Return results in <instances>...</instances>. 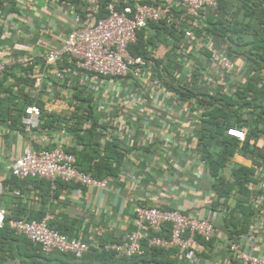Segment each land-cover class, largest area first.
I'll return each instance as SVG.
<instances>
[{
	"label": "crops",
	"instance_id": "obj_1",
	"mask_svg": "<svg viewBox=\"0 0 264 264\" xmlns=\"http://www.w3.org/2000/svg\"><path fill=\"white\" fill-rule=\"evenodd\" d=\"M110 3L118 6L150 3L171 7L168 17L157 24V28L144 30L143 40L149 56L156 60L165 61L169 56L178 58V79L196 95L228 91L234 85L245 84L250 76L243 52L264 27V0H224L219 3L220 24L217 23L214 28L221 36H203L217 48L225 49L235 63L232 71L222 75L212 67L204 52H190L181 34L187 28H209L208 10L192 13L177 0H111ZM77 11L70 0H0V61L9 64L0 76V183L3 184L0 207L6 210L8 217H49L52 228L94 247L120 242L126 233L135 230L136 204L177 209L184 215L197 218H208L211 212H216L217 236L208 243L195 239L192 244V250L205 264H238L232 261L227 240L242 243L243 250L250 254L264 256V157L256 158L257 164L253 165L252 154L248 153L252 160L234 154L221 169V176L230 182L231 171L237 167L252 168V173L243 190L230 192L226 198H217L213 189L216 178L202 159L203 148L199 138L205 134L201 131L204 117L197 113L194 97L179 102L181 105L187 103L191 108L189 113H180L181 105L176 104L168 111L167 121L172 135L171 146L166 152L161 151L158 135L146 147L133 142L124 149L122 145L103 139L101 133L97 136L99 155L103 156V149H106L104 158L108 157L103 159V168L111 171L108 174L102 172L104 176L101 178L107 179L104 190L62 181H56L54 185L38 180L10 183V166L25 148L37 150L62 145L75 155L76 164L77 157L81 156L79 153L91 152L67 126L70 117L64 111L59 112V107L55 105V96L62 94L65 87L59 85L53 66L45 65L43 59V53L48 48L58 47L66 37ZM225 27H233L234 30L226 32ZM172 31L175 36L181 35L179 41L171 36ZM261 36L264 40V35ZM231 42L237 43L241 50L238 48L235 53H229ZM22 56H32L33 64L19 66L13 63ZM184 65L193 69L191 78L186 76L187 67ZM59 68L71 81L69 86L76 90V79L70 75L66 57ZM258 73L264 83V69ZM36 74L41 76L36 77ZM204 77L206 80H203ZM188 79L190 82H187ZM258 102L264 103V91L256 98ZM28 105H38L44 114L53 116L55 122L44 126L41 120L37 128L26 132L20 118ZM83 124L84 120L79 125L81 131L87 130ZM77 133L82 134L80 131ZM254 149L264 155V135L256 141ZM208 150L220 152L218 146ZM115 158L119 163H115ZM97 161V157L90 162L83 159L81 162L80 159L82 165L77 167L80 170L89 166L93 168ZM227 217L233 222L240 220L241 227L231 232L232 228L227 227L228 220H225ZM229 233H232L231 238ZM15 237H11L12 246L22 254H28L25 240L21 242V236ZM8 245L5 242L4 246ZM49 259L50 262L44 258L40 261L42 264L56 263ZM1 264H19V261L5 256Z\"/></svg>",
	"mask_w": 264,
	"mask_h": 264
},
{
	"label": "built area",
	"instance_id": "obj_2",
	"mask_svg": "<svg viewBox=\"0 0 264 264\" xmlns=\"http://www.w3.org/2000/svg\"><path fill=\"white\" fill-rule=\"evenodd\" d=\"M78 1L81 7L74 13L73 24L66 37L58 47L48 48L43 53L45 65L53 66L55 78L60 81L59 85L65 87V91L54 98L59 112L64 111L70 117L87 103L89 112L83 113L84 129L92 130L97 135L101 133L103 139L122 145L123 149L133 142L146 147L158 135L161 151L166 152L171 146L172 135L167 121L168 111L174 104L181 105L179 102L182 100L164 85L169 80V75L162 72L163 65H156L157 60L152 56L144 58L131 55L128 46L136 42L137 34L149 23L158 24L166 19L171 7L127 3L117 9L115 3H109L106 15L98 17L99 0ZM177 1L190 12L197 13L216 10L219 0ZM182 36L184 44L189 45L190 52H204L212 67L220 71L221 75L234 69L235 63L227 51L205 40V36L198 35L192 28L183 29ZM65 57L69 63L70 75L76 79V90L70 87L71 81L64 77L59 68ZM33 61L32 56H22L13 63L31 66ZM8 65L0 61V76ZM184 67H187L186 76L191 78L193 69L190 65ZM178 74V71H172L171 78L179 82ZM199 98L195 97L193 100L201 117L204 106L197 103ZM186 104L180 106V113H189L191 108ZM42 114L38 105L26 106L20 118L23 129L31 132L37 128ZM226 134L238 141L245 138V132L238 128H229ZM10 175L19 180H42L50 185L62 181L81 187L107 188V179L96 178L80 170L75 155L66 151L62 145L37 150L23 149L12 162ZM2 186L0 183V193ZM216 216V212H211L208 218H197L184 215L177 209L136 204L135 230L126 233L120 242H110L95 248L126 258L141 256L145 249L155 248L173 252V257L182 264H205L192 250V244L197 237L208 243L217 236ZM5 223L14 235L38 245L44 254H66L79 260L90 250L89 245L82 240L67 237L50 227L49 217L39 220L8 218L6 210L0 207V228ZM165 225L169 226L167 237L161 235ZM227 248L232 261L238 264H264V256L248 253L243 250L242 243L227 240Z\"/></svg>",
	"mask_w": 264,
	"mask_h": 264
},
{
	"label": "trees",
	"instance_id": "obj_3",
	"mask_svg": "<svg viewBox=\"0 0 264 264\" xmlns=\"http://www.w3.org/2000/svg\"><path fill=\"white\" fill-rule=\"evenodd\" d=\"M74 3L78 10H80V2L78 0H70ZM224 0L218 1V7L216 10H208V18L207 25L210 27L203 28H195V33L198 35H212V36H221L217 33L216 27L219 22L220 9L219 3ZM111 2V0H99L100 10L98 13V17H104L106 15V7ZM117 9L121 8V5H117ZM218 20V21H217ZM161 23V22H160ZM158 23V24H160ZM213 26V27H211ZM153 27L157 28V24L149 23L146 28ZM145 28V29H146ZM145 29H142L137 34V40L134 44H130L128 46V51L131 55L148 57L149 52L147 51V44L143 40V32ZM234 30L233 27L227 28L225 27L226 32H232ZM257 31H255V34ZM259 33V34H258ZM255 41L250 43V46L244 50V54L247 57V67L249 69L250 76H248L245 84L243 85H234L230 90H222L217 92L215 95H196L195 92H192L187 85L183 84L181 81L175 80L171 78L172 71H179L180 65L176 62L178 58H173L169 56L167 60H157L155 61L156 65H163L162 72L167 73L169 76V80L164 82V85L168 90H171L175 95L178 96L179 99L185 100L191 97H200L197 103L199 105L204 106V110L201 114L202 120V130L205 134L201 135L199 138L200 146H202V159L209 166L210 173L216 178V183L213 185V189L217 195V198H226L229 196L230 192L235 190L241 191L245 187L246 182L248 181L249 175L252 173V168L246 167H237L236 169L231 171V181L225 180L220 171L225 167L226 162L230 160V158L234 154H239L247 159H251L248 153L251 156H254L252 160V164L256 165V158H263V153H260L258 150L254 149V145L260 136L264 135V103L258 102L256 103V98L258 95L264 91V83L261 82V77L258 73L260 69H264V40L261 35H264V27L259 31ZM171 36L180 40L181 35L175 36L174 31H172ZM182 34V33H181ZM223 36V35H222ZM249 44V43H246ZM237 43H230L228 47L229 53H235L238 50ZM241 50V48H239ZM177 63V64H175ZM195 93V94H194ZM250 95L251 99H250ZM78 100H83L78 98ZM87 106V103H86ZM82 106L78 110V112L74 113L70 116V121L68 123V127L70 130H74L76 134V138H78L84 147H89L91 152L89 154L79 153L80 157H77V165L78 167L82 165V159L90 162L94 157H97V163L93 166L87 167V169L82 171L90 173L96 178H101L104 176L102 172L108 174L111 172L110 170H104L103 163L105 162L103 159L107 160L108 157H105L106 149H103V156L99 155V143H98V135L92 130L81 131L79 125L83 122L84 112H89L88 107ZM41 120L43 125H51L55 122L53 116L48 114H42ZM233 120V122H231ZM229 128H244L247 129L245 133V138L243 141H238L235 138H232L226 134V130ZM82 132V134H78L77 132ZM113 146V145H111ZM215 146L220 148V152H211L208 149ZM111 148V147H110ZM110 150V149H107ZM120 157V154L117 155ZM87 159H85V158ZM81 159V162H80ZM119 163L118 158L114 159ZM84 162V161H83ZM17 178L11 176L10 183L12 185L16 184ZM24 180H37V179H24ZM42 181V180H38ZM13 219H19L14 217H8ZM25 220L40 218L33 217H25L21 218ZM225 220L227 223V227L232 228L231 232H234L237 227H241L240 220L229 221L227 217ZM50 226V225H49ZM51 227V226H50ZM242 231V229L240 230ZM169 233V226L165 225L163 227V232L161 235L167 237ZM237 234V233H236ZM235 234V235H236ZM232 233H229V238H231ZM12 238H16L13 232L9 229L7 223H5L0 228V264L4 260V257H13L17 258L19 264H42L40 261L41 258L46 259V261L50 262V259L54 264H79L76 261H80V264H182L179 262L177 258L173 257V252L163 251L161 249H145L144 254L141 256H132L130 258H126L123 256H119L114 252L106 251L101 248H95L94 246L89 245V252L85 254L81 259L75 260L71 255L59 254V253H51L44 254L41 252L40 247L36 244H33L27 241L24 237H22V241L26 242L28 246V254H22L18 248L12 246ZM9 240V241H6ZM199 242H203L200 238H196ZM5 242H8V246L5 247ZM8 251V252H7ZM7 253V254H6ZM6 254V255H5Z\"/></svg>",
	"mask_w": 264,
	"mask_h": 264
}]
</instances>
